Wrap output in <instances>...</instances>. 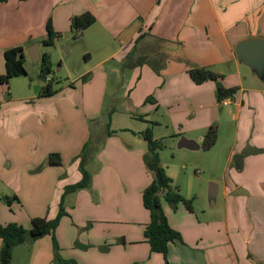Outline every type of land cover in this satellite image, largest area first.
I'll use <instances>...</instances> for the list:
<instances>
[{
	"label": "crops",
	"instance_id": "0c3cea01",
	"mask_svg": "<svg viewBox=\"0 0 264 264\" xmlns=\"http://www.w3.org/2000/svg\"><path fill=\"white\" fill-rule=\"evenodd\" d=\"M38 7L35 0L0 2V75L6 48L25 41L40 48L48 18L62 33L71 18L88 11L100 24L98 36L107 35L111 48L103 46L106 56L78 76L76 84L71 81L50 95L0 82L5 86L0 88V224L16 222L30 229L34 216L53 218L64 187L81 178L75 157L86 143V151L99 152L95 161L88 157V186L64 196L68 215L55 230L61 257L78 264H264V80L251 69L250 77H243L234 49L241 39L264 38V0H41V14ZM33 21L41 23L38 40ZM133 55H144L145 61L132 66L130 74L123 72V108L109 110L114 132L108 135L98 119L104 114L109 79L118 72L104 64L110 59L126 63ZM190 66L208 68L226 88L236 89L227 104L236 129L223 162L221 215L212 211L202 217L193 207L178 203L173 209L162 200L169 225L181 236L168 244L164 258L150 250L144 236L149 211L142 191L153 173L144 160L148 150L141 133L148 128L159 141L164 130L178 140H195L200 149L206 127L213 119L219 125V116H213L220 106L215 82H194ZM120 115L129 123L119 124ZM97 121L102 129L93 134ZM51 152L59 153L61 164H46ZM234 155L241 156L239 168ZM175 157L159 156L172 184L176 162L182 167L191 158ZM216 179L215 200L208 201L212 209L220 194ZM13 194L18 200L9 206L4 198ZM51 248L50 235L18 244L10 264H54ZM21 252L26 259H13Z\"/></svg>",
	"mask_w": 264,
	"mask_h": 264
},
{
	"label": "rangeland",
	"instance_id": "374dc122",
	"mask_svg": "<svg viewBox=\"0 0 264 264\" xmlns=\"http://www.w3.org/2000/svg\"><path fill=\"white\" fill-rule=\"evenodd\" d=\"M34 5V4H33ZM35 5L40 6L39 11L41 14V0H35ZM88 12V11H85ZM84 13V12H83ZM82 13V14H83ZM81 15V14H79ZM41 19V17H40ZM72 20V18H71ZM33 27H35V31L39 32L36 33L34 39L38 40V38H41V23H37L33 21ZM73 23V22H72ZM72 23H70V27L64 30L62 33L57 32V39L55 40L53 45H43L40 43L39 52L45 51L49 54V77L52 82L53 88H59L65 85H68L71 81H73L74 84H76V78L80 76L81 74L87 72V70L91 69L92 66L100 60V58L106 56L105 51H102L103 46L104 49L108 50V48H111V40L105 39L107 35L102 34L104 36L103 38H100L101 36H98V32L101 29L99 23H94V21L88 25L87 27L83 29H76L74 26H72ZM72 26V28H71ZM55 31V30H54ZM34 40V41H36ZM104 41L103 44L101 42ZM28 41H25L22 43L23 47L27 48L33 44H28ZM25 49V55H24V67L27 71L25 75L15 76L9 79V83H7V88L17 89V90H28V92L35 93L36 91V85H38V88L40 91L45 87V80L40 79V82L37 84V79L39 76L40 67L39 64H34L30 57L27 55ZM89 54L90 58H87L86 54ZM143 54V53H142ZM88 56V57H89ZM139 56L144 58V55H133L131 58L127 59L128 62H136V60H139ZM136 58V60H135ZM104 65L114 68L116 72H118V76L114 77L111 75L109 79V84L107 85V97L105 98V102L103 104L104 110H103V116H101L98 121L101 120V125L103 124L105 128L108 124H110V120L112 119V115L109 113V110L112 107H115L119 109V106L121 105L120 96L122 95V76L125 77L123 72L126 74H130L132 67L127 68V64L116 62L114 59H110L107 61ZM242 74L243 77H250L249 75V67L242 65ZM252 73V72H251ZM127 78V77H126ZM247 83V81L245 82ZM10 85V86H9ZM5 88L4 85H1L0 88ZM6 88V90H7ZM151 95L147 96L145 101H149V98ZM218 104V103H217ZM123 106L121 105V109ZM220 106H216L215 110L213 111V116L218 115L219 116V125L217 120L213 119L211 121V124H217L218 126V136L217 141L215 145L209 149L206 150L202 142L201 148L199 150H186V149H179L177 147V140L175 137H172L170 135H165V131H163V136L159 139L160 148L157 149L158 156H163L164 158L170 160L172 157L176 155L180 156L183 154L190 155L191 158L187 159V161L182 162L181 165H179L176 162V167L174 168V171L176 172L175 177V184H172L173 186L177 187L179 192L181 194L187 193L189 198H191V204L193 209L197 211V214L200 216H206L212 211H215V213L221 215L218 211L221 210V201H222V168H223V162L224 158L228 153L229 145L231 144L232 138L234 136V131L236 129L235 122L231 120L230 114L228 111L232 108V105H226L222 107V112H219ZM209 111H205L202 113L205 117V120L209 117ZM120 113V112H119ZM201 114V115H202ZM123 115L119 116V120L123 124V121L126 122V124L129 123L128 118L126 117L125 120H123ZM115 118V116L113 117ZM118 120V121H119ZM98 121L92 125V131L93 134L102 128L98 125ZM114 121H117V118L114 119ZM209 126L206 127L205 132L207 131ZM203 129H201L202 131ZM87 146V145H86ZM85 148L83 152H79L78 155L75 158H83L84 160V168L88 171L87 164L89 163V158L92 157V160L95 161L96 155L99 152L94 151L93 153H89ZM82 150V149H81ZM147 155V153L145 154ZM235 156V155H234ZM89 157V158H88ZM175 157V158H176ZM75 158L71 159L72 161L75 160ZM80 160L78 162V167L80 170ZM96 163V162H94ZM210 170H213L215 172V175L210 174ZM188 175H191L188 177ZM216 176L219 178V184H220V194L217 197L216 205L212 209L209 206V202L207 199L208 196V189L210 183L217 184ZM64 190V189H63ZM6 205V204H5ZM49 207V204H47L46 208ZM202 210H205V213H201ZM48 211V209H47ZM46 211V213H47ZM45 213V214H46ZM88 223L85 224V227H87ZM84 227V228H85ZM25 228V227H24ZM30 246V244H29ZM28 246V247H29ZM51 253L53 254V249L51 248ZM13 259H26L23 258L22 252L18 253L16 255H13Z\"/></svg>",
	"mask_w": 264,
	"mask_h": 264
},
{
	"label": "trees",
	"instance_id": "16d2710c",
	"mask_svg": "<svg viewBox=\"0 0 264 264\" xmlns=\"http://www.w3.org/2000/svg\"><path fill=\"white\" fill-rule=\"evenodd\" d=\"M6 0H0L4 2ZM95 20L94 16L89 12H84L81 15L72 18L71 23L76 29L80 30L90 25ZM71 26V28H72ZM46 37L42 39L41 44L53 45V40L57 37L56 31L52 27L51 18H48L45 24ZM142 33L137 37L136 41L142 37ZM4 58V73L0 75L1 83H8L9 79L15 76L25 75L27 73L24 67V54L23 47L21 45L12 46L6 48L3 52ZM136 60V58H135ZM145 61V57L139 56V60L136 62H128V66L132 67L139 65ZM39 77L44 79L49 74V54L47 52L42 53V59L39 62ZM190 78L196 82L201 83L206 80H213L216 85V99L219 102L222 98L232 96L236 91L235 88H226L220 81L221 76L214 71L199 66H190L188 69ZM82 80L86 79V76L81 77ZM42 95H50L55 92L51 80L45 83V87L40 91ZM39 92V94H40ZM150 98V97H149ZM107 127V134L110 135L114 131ZM216 124H211L205 132L202 140L204 148L211 147L216 140L217 130ZM142 137L147 142V155L144 156L145 163L155 162L158 164L159 173L161 177V185L157 184L153 173V179L149 185H147L142 191V203L143 206L149 211V222L145 226L144 236L149 243L150 250L152 252H159L166 258L168 244L174 241H180V233L173 229L166 216L163 213L161 202L165 200L170 206L175 209L178 203H183L188 210H192L191 199L185 198L178 190L177 187L172 185L171 178L166 174L164 168L159 165V156L157 149L160 148L158 140L153 139L151 130L146 128L142 133ZM86 148V143L83 145L81 152ZM47 165H59L61 164V157L57 152L49 153L46 161ZM80 172L81 178L72 184L64 187L63 193L58 203V210L56 215L48 219L44 216H34L31 218V228L26 229L21 224L16 222H8L6 224H0V264H10L13 254V249L16 245L36 240L44 235H50L51 244L53 249V262L54 264H78L73 259H64L60 255V246L55 236V230L60 222V219L64 215H68L64 207V196L67 193L77 191L78 189L86 188L90 182V174L84 168V160H80ZM7 205L11 206L12 202L18 200V197L13 194L10 197L4 198ZM89 226V223L87 227ZM77 245L85 249L88 245Z\"/></svg>",
	"mask_w": 264,
	"mask_h": 264
},
{
	"label": "water",
	"instance_id": "95a60500",
	"mask_svg": "<svg viewBox=\"0 0 264 264\" xmlns=\"http://www.w3.org/2000/svg\"><path fill=\"white\" fill-rule=\"evenodd\" d=\"M235 54L239 63L249 67L255 75L264 80V38H246L241 39L235 44ZM27 55L30 57L34 64H38L42 59V54L39 52V43L31 44L27 50ZM40 82V77L38 76L37 84ZM36 91L38 90V85H36ZM178 148H187L189 150H197L200 145L193 139H187L182 137L177 142ZM235 167L239 168L241 166V156L235 155L234 157ZM147 168L154 173L155 179L158 185H161V177L159 173L158 164L155 162L147 163ZM217 193V184L210 183L208 189L207 199L209 202L215 200Z\"/></svg>",
	"mask_w": 264,
	"mask_h": 264
},
{
	"label": "built area",
	"instance_id": "2783aa9c",
	"mask_svg": "<svg viewBox=\"0 0 264 264\" xmlns=\"http://www.w3.org/2000/svg\"><path fill=\"white\" fill-rule=\"evenodd\" d=\"M50 80L49 74L46 75L45 77V82H48ZM230 102V98L229 97H224L222 98L218 103L220 106H225Z\"/></svg>",
	"mask_w": 264,
	"mask_h": 264
}]
</instances>
